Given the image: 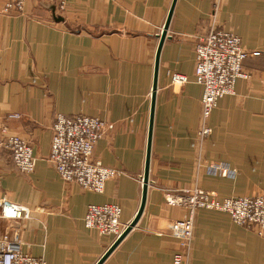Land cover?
<instances>
[{"label":"crops","instance_id":"1","mask_svg":"<svg viewBox=\"0 0 264 264\" xmlns=\"http://www.w3.org/2000/svg\"><path fill=\"white\" fill-rule=\"evenodd\" d=\"M7 1L0 0V143L2 129L26 141L35 167L19 173L0 147V200L29 213L23 251L46 264H96L114 238L85 229L87 207L117 205L125 227L140 207L154 60L172 0H66L63 23L53 21L45 0H26L19 16L2 13ZM213 28L232 32L258 56L243 61L250 79L218 101L207 121L211 133L199 143L194 45ZM172 73L187 82L171 84ZM58 114L113 125L93 159L123 175L101 194L63 183L48 162ZM195 187L220 198L264 188V0H222L217 10L214 0H176L158 60L144 209L102 264H173L181 248L170 225L188 213L168 205L166 195ZM186 262L264 264V237L224 213L198 210Z\"/></svg>","mask_w":264,"mask_h":264},{"label":"built area","instance_id":"2","mask_svg":"<svg viewBox=\"0 0 264 264\" xmlns=\"http://www.w3.org/2000/svg\"><path fill=\"white\" fill-rule=\"evenodd\" d=\"M26 0H9L3 8L6 14L23 13ZM52 4L58 13L66 8V0H45ZM222 0H214L217 10ZM195 66L194 83L201 87V127L197 133L199 143L210 135L207 121L216 109L219 100L234 95L238 80L250 79V74L242 68L243 61L257 52H247L240 39L229 31L211 29L204 37L198 38L194 45ZM171 84L183 85L187 78L172 73ZM18 116H10L9 119ZM113 125L98 118L88 116L65 117L58 114L51 126V143L48 162L63 183H73L82 191L101 194L105 183L123 175L121 171L104 167L93 159L96 143L102 139ZM3 134L0 147L7 151L17 171L29 175L35 167L31 148L19 137ZM218 171L221 177L230 172L222 167H209ZM177 193H167L166 203L170 206H182L190 210L208 209L228 214L237 226L255 227L258 236L264 235V193L256 197L220 200L212 192L199 188L181 189ZM179 192V193H178ZM120 208L113 204L89 205L83 218L85 229L95 231L100 236H111L116 240L124 225L120 223ZM29 218L26 209L8 200H0V264H46L42 258H36L23 251V221ZM171 235L179 241L181 252L173 256V264H187L188 252L192 240L191 218L175 221L170 228Z\"/></svg>","mask_w":264,"mask_h":264},{"label":"water","instance_id":"3","mask_svg":"<svg viewBox=\"0 0 264 264\" xmlns=\"http://www.w3.org/2000/svg\"><path fill=\"white\" fill-rule=\"evenodd\" d=\"M176 0H172L165 23L162 27V31L159 37L158 47L155 55L154 60V74H153V85H152V94H151V110H150V119H149V129H148V139H147V149H146V157H145V166H144V172L142 176V193H141V202L140 207L135 215L134 219L127 225L120 236L113 242V244L109 247V249L104 253V255L97 261L96 264H102L107 257L115 250V248L120 244V242L127 236V234L135 227L137 224L143 209L145 205L146 200V191H147V185H148V174H149V160H150V140H151V131H152V120H153V109H154V99H155V91L157 86V72H158V60H159V54L161 47L163 45V42L166 38V33L169 27V23L173 14L174 5ZM47 7L52 15V19L55 23H63V18L56 13L55 8L52 4L47 3Z\"/></svg>","mask_w":264,"mask_h":264},{"label":"rangeland","instance_id":"4","mask_svg":"<svg viewBox=\"0 0 264 264\" xmlns=\"http://www.w3.org/2000/svg\"><path fill=\"white\" fill-rule=\"evenodd\" d=\"M9 1V0H8ZM25 3H26V1H25ZM48 3V2H47ZM6 4V3H5ZM4 4V5H5ZM24 7H25V5H24ZM4 8V7H3ZM55 8V7H54ZM65 10H66V8H65ZM24 11V10H23ZM56 11V10H55ZM65 12V11H64ZM64 12H62V13H64ZM2 13L4 14V15H7V16H14V14L12 15V14H6V13H4L3 12V9H2ZM56 13L57 14H59L60 16H61V14L62 13H58L57 11H56ZM19 15H21V14H19ZM19 15H17V16H19ZM252 56V55H251ZM10 117V116H9ZM8 117V118H9ZM52 126V125H51ZM11 136H13V135H11ZM52 136V135H51ZM16 137H18V136H16ZM20 138V137H19ZM23 140V139H22ZM26 142V141H25ZM27 143V142H26ZM51 143V142H50ZM28 144V143H27ZM29 146V145H28ZM30 147V146H29ZM32 152V151H31ZM10 156V155H9ZM33 156V155H32ZM34 158V157H33ZM35 160V159H34ZM17 170V169H16ZM196 188H198V187H196ZM187 189V188H186ZM190 189H192V188H190ZM200 189V188H199ZM202 190V189H201ZM204 191V190H203ZM206 192H208V191H206ZM179 193V192H178ZM213 193V192H212ZM264 193V188L263 189H261L256 195H252V196H236V197H228V198H220L217 194H215L216 195V197L218 198V199H220V200H223V199H235V198H246V197H256V196H259V195H261V194H263ZM198 210H206V211H214V210H208V209H196L195 211H198ZM195 211H194V213H195ZM216 212H220V211H216ZM187 216L183 219V220H187V219H189V218H191V228H192V240H191V244H192V241H193V216H194V213H192V215L190 214V210L189 209H187ZM221 213H224V212H221ZM224 214H226V213H224ZM226 215H228V214H226ZM229 216V215H228ZM229 218H230V216H229ZM230 220H231V218H230ZM177 221H181V220H177ZM232 221V220H231ZM233 224H234V222H232ZM173 224V223H172ZM172 224L170 225V228H171V226H172ZM236 225V224H235ZM237 226V225H236ZM239 227H243V228H246V229H249V230H251V229H256L255 227H250V228H248L247 226H239ZM125 228V227H124ZM251 231H253V230H251ZM254 232V231H253ZM255 233V232H254ZM171 234V233H170ZM256 234V233H255ZM257 235V234H256ZM258 236V235H257ZM173 237V236H172ZM259 237H264V235L263 236H259ZM176 239V238H175ZM115 241V240H114ZM178 241V240H177ZM178 244H179V241H178ZM191 244H190V246H191ZM179 247H180V245H179ZM181 248V247H180ZM190 249V248H189ZM181 252V251H180Z\"/></svg>","mask_w":264,"mask_h":264}]
</instances>
